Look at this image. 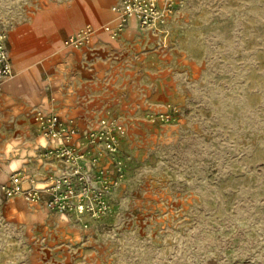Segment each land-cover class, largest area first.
<instances>
[{
	"label": "rangeland",
	"instance_id": "obj_1",
	"mask_svg": "<svg viewBox=\"0 0 264 264\" xmlns=\"http://www.w3.org/2000/svg\"><path fill=\"white\" fill-rule=\"evenodd\" d=\"M57 1L0 0V28ZM168 1L173 70L124 121L110 210L38 224L0 190V264H264V0Z\"/></svg>",
	"mask_w": 264,
	"mask_h": 264
},
{
	"label": "crops",
	"instance_id": "obj_2",
	"mask_svg": "<svg viewBox=\"0 0 264 264\" xmlns=\"http://www.w3.org/2000/svg\"><path fill=\"white\" fill-rule=\"evenodd\" d=\"M118 2H48L5 29L15 76L0 92V185L20 172L26 178L23 187L30 186L29 178L43 187L64 167L42 154L59 142L41 133L37 111L54 112L75 126L79 135L72 141L79 143L99 118L116 119L122 130L124 121L136 117L132 106L157 103L160 77L173 70L170 52L159 47L166 44L168 25L164 33L141 28L132 18L119 29ZM88 25L95 28L88 43L64 44ZM106 164L111 162L103 157L98 167L106 170ZM46 200L47 195L35 203L13 197L6 198V205L40 224L48 214L62 215L51 211Z\"/></svg>",
	"mask_w": 264,
	"mask_h": 264
},
{
	"label": "built area",
	"instance_id": "obj_3",
	"mask_svg": "<svg viewBox=\"0 0 264 264\" xmlns=\"http://www.w3.org/2000/svg\"><path fill=\"white\" fill-rule=\"evenodd\" d=\"M118 28L122 29L129 20L135 19L141 28L166 31L172 2L160 0H119L115 7ZM107 30L109 26H105ZM95 33L93 26H86L80 32L69 36L64 44L80 47L88 43ZM7 31L0 28V92L4 84L15 76L10 52L7 46ZM36 120L41 133L48 139L58 140V145L48 147L42 154L60 161L61 172L49 177L50 182L43 187L36 186L30 179V186L23 187L26 179L20 172L11 173L7 181L0 185L5 198L22 197L28 202H40L47 195L46 204L51 211L99 219L106 216L111 206L108 192L112 185L106 177V170L98 167L101 158L106 157L118 171H122L126 157L119 146L122 134L116 119L100 118L86 129L81 142H73L79 135L73 125L62 122L54 112L37 111ZM87 226V224H84Z\"/></svg>",
	"mask_w": 264,
	"mask_h": 264
}]
</instances>
